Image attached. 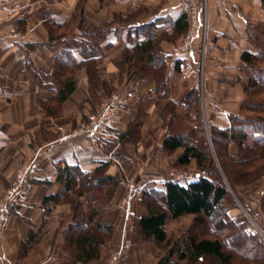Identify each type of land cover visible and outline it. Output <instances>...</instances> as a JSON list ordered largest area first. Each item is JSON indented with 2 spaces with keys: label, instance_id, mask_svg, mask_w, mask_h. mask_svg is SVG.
Instances as JSON below:
<instances>
[{
  "label": "crops",
  "instance_id": "1",
  "mask_svg": "<svg viewBox=\"0 0 264 264\" xmlns=\"http://www.w3.org/2000/svg\"><path fill=\"white\" fill-rule=\"evenodd\" d=\"M204 2L205 36L181 53L184 34L172 36V23L184 13L178 0H0V203L16 174L30 169L20 198L10 204L0 264H73L64 248L70 205L44 203L59 191L57 166L64 163L90 173L107 163L106 174L122 178L112 199L118 207L103 216L113 226V236L100 247V259L89 264H113L117 253L122 255L116 264H156L164 255L154 242L143 241L141 216H127L124 207L133 191L132 200H137L142 189L156 188L183 153V148L173 154L163 150L161 112L197 89L206 122L228 129L230 116L240 115L245 97L241 56L256 53L249 32L264 23L261 0ZM152 22L165 26L170 35L160 43L166 64L161 91L154 79L130 80L132 67L121 66L126 50L144 39L133 24ZM85 25L106 26L107 35L94 44L85 37ZM84 49L97 51L96 79L89 76L92 62ZM66 52L82 66L74 71L75 90L59 103L61 82L53 74ZM146 98L150 102L144 104ZM194 167L192 161L189 168Z\"/></svg>",
  "mask_w": 264,
  "mask_h": 264
},
{
  "label": "trees",
  "instance_id": "2",
  "mask_svg": "<svg viewBox=\"0 0 264 264\" xmlns=\"http://www.w3.org/2000/svg\"><path fill=\"white\" fill-rule=\"evenodd\" d=\"M261 1L264 8V0ZM133 25V31L144 39L132 50H126L121 66L132 67L130 80L154 79L157 91H161L165 87L166 64L165 57L160 54V43L170 35L165 26H159V22ZM172 26L174 38L185 36L189 29L186 14L183 13ZM82 28L86 39L94 44L107 35L106 26L105 29L86 25ZM249 41L256 53L245 51L241 56V69L246 82L242 83L245 97L240 115L230 116L231 126L228 129L209 127L214 155L200 118L199 90L188 91L178 104L170 102L161 112L166 130L163 150L173 154L183 148L175 166L185 169L195 161L198 173L187 184L167 181L162 190L144 193L146 212L140 217L142 239L154 242L164 252L156 264H264V239L228 216L224 203L229 190L221 180L224 177L235 190L264 176V23L249 32ZM96 52V49L83 51L92 62L87 70L94 79L96 62L93 56ZM68 55L66 52L59 58L53 74L61 82L57 97L59 103L69 99L75 90L74 71L82 66L70 60ZM144 102L149 103L150 98ZM233 143L237 145L238 152L231 154L229 148ZM219 167L220 176L216 175ZM106 169L107 163H101L93 173L84 172L78 166L60 164L56 172V183L60 189L44 200L45 204L70 205L72 219L64 248L72 256L73 264L99 260L100 247L113 236L114 228L103 222V216L122 178L119 174L107 175ZM158 195L162 196V200ZM84 198L86 210L81 201ZM184 216H193L192 226L178 240H172L167 224ZM207 230L211 235L206 234Z\"/></svg>",
  "mask_w": 264,
  "mask_h": 264
},
{
  "label": "rangeland",
  "instance_id": "3",
  "mask_svg": "<svg viewBox=\"0 0 264 264\" xmlns=\"http://www.w3.org/2000/svg\"><path fill=\"white\" fill-rule=\"evenodd\" d=\"M199 1L201 2V3L200 2L199 3L203 6L204 17H205V2H204V0H199ZM204 32H205V27H203L202 30L198 33V37L194 40L191 48H193L196 40H199L200 38H203L205 36ZM185 36L181 40L180 46H179V51L181 53H188V51H182V46L184 44ZM191 48H190V50H191ZM245 78H246V76H245ZM187 92L188 91H186L185 93H187ZM128 93L130 94V91H128ZM185 93H183V94H185ZM97 108H98V104H95L94 109H97ZM106 109H108V106ZM95 112H96V110H95ZM203 113H204L203 109L201 108V116H200L201 122L204 125L205 132L207 135V139H208L209 145L211 147V152L214 155L215 151H214V147L212 145V142L210 140V134H209V127H211V125H209V123L206 122V119H205V116ZM229 151L231 154L237 153L238 152L237 145L235 143L231 144ZM217 164H218V161H217ZM168 167L170 168V166H168ZM171 167L174 168V171L170 174H169V172H167L166 174H162V178L160 179V181L155 184L156 188L146 189V190L142 189V191L140 190L141 194H140V196H138L137 200H135V198L132 200V197L135 194L134 191L131 193V197L130 196L127 197V204L124 206L125 210H127L126 211L127 216H141V215H143L146 212L145 203L143 201L144 200L143 199L144 193L149 192V191H158V190H160V188H164V182H165L164 179L167 180V179L172 178V181H176L179 183L185 182L187 184L188 181L190 179H194L196 177V174L198 173L197 166L194 168L187 167L185 169H182V168L176 167L175 165L172 164ZM218 171H219V173H216V175L220 176V174H221L220 167H219ZM207 174H208V171L206 172V175ZM221 180H222V183L229 190V196L227 197V199L225 200V203H224L228 216L230 218H232L236 224L239 225V224L243 223V227L245 226L249 232H257L264 239V207H263L264 176L261 177L260 179L256 180V181H254V182H250L248 184L240 185L235 190H233L230 187V185L228 184L227 180L224 177L221 178ZM21 191L16 194V196L10 201L9 204H11L12 201L16 197L17 198L19 197L18 195H19V193H21ZM157 197L159 198V200H162V196L158 195ZM102 198H104V196H102ZM81 201L85 204L84 210H86L87 207H86L85 198L82 199ZM116 207H118V206L113 205L112 200H111L109 202L108 209L109 208L115 209ZM11 213H12L11 212V206L9 205V212H8L7 216H10ZM239 220L241 222H239ZM192 223H193V216H184V217L180 218L179 220L169 221V223L167 224V232L169 234V237L172 240H178L180 237H182L184 234H186L188 232V230L192 226ZM208 233H210V232L207 230L206 234H208ZM209 235H211V233ZM121 255L122 254L117 253V255H116L117 259H115L116 262L113 261V264L117 263V261L119 260Z\"/></svg>",
  "mask_w": 264,
  "mask_h": 264
},
{
  "label": "built area",
  "instance_id": "4",
  "mask_svg": "<svg viewBox=\"0 0 264 264\" xmlns=\"http://www.w3.org/2000/svg\"><path fill=\"white\" fill-rule=\"evenodd\" d=\"M183 12L186 14L189 29L184 39V44L182 46V51H189L194 40L198 37V33L205 27V17L203 6L200 4L199 0H178ZM200 2V3H199ZM106 114L103 112L97 120V124L95 125L96 131L100 128V123L104 121ZM30 169L28 170H20L12 183V186L8 193L6 194L5 199L0 203V238L2 237L3 228L7 220V214L9 212V203L16 196L18 192L23 189L25 178Z\"/></svg>",
  "mask_w": 264,
  "mask_h": 264
}]
</instances>
